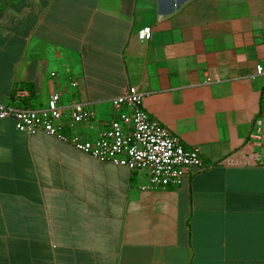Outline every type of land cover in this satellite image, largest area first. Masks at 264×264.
<instances>
[{
	"label": "crops",
	"instance_id": "crops-1",
	"mask_svg": "<svg viewBox=\"0 0 264 264\" xmlns=\"http://www.w3.org/2000/svg\"><path fill=\"white\" fill-rule=\"evenodd\" d=\"M255 65L264 0H0L1 103H87L93 119L66 132L92 139L133 87L202 162L152 189L144 169L0 119V264H264Z\"/></svg>",
	"mask_w": 264,
	"mask_h": 264
},
{
	"label": "built area",
	"instance_id": "built-area-1",
	"mask_svg": "<svg viewBox=\"0 0 264 264\" xmlns=\"http://www.w3.org/2000/svg\"><path fill=\"white\" fill-rule=\"evenodd\" d=\"M136 38L139 41L148 40L149 26H142ZM254 72L264 75L261 65H255ZM26 94L24 90H17L14 98ZM109 102L114 115L103 122V128L92 139H83L78 134H68L66 131L76 123L93 119V110L82 102L63 105L57 93H51L42 108L0 102V119L11 118L18 131L27 134L44 132L77 151L128 170L144 169L148 175V187L152 189L179 185L188 169L202 166L197 147L183 148L177 136L147 115L142 107L140 91L129 87ZM248 143L264 147V83ZM250 155L255 158V153Z\"/></svg>",
	"mask_w": 264,
	"mask_h": 264
},
{
	"label": "rangeland",
	"instance_id": "rangeland-1",
	"mask_svg": "<svg viewBox=\"0 0 264 264\" xmlns=\"http://www.w3.org/2000/svg\"><path fill=\"white\" fill-rule=\"evenodd\" d=\"M10 104H13V103H10ZM91 138H93V137H91Z\"/></svg>",
	"mask_w": 264,
	"mask_h": 264
}]
</instances>
